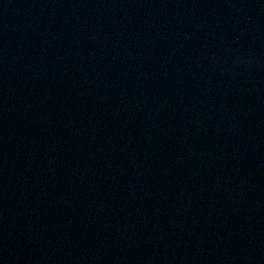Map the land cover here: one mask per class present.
<instances>
[{"label":"water","instance_id":"obj_1","mask_svg":"<svg viewBox=\"0 0 264 264\" xmlns=\"http://www.w3.org/2000/svg\"><path fill=\"white\" fill-rule=\"evenodd\" d=\"M0 264H264V0H0Z\"/></svg>","mask_w":264,"mask_h":264}]
</instances>
